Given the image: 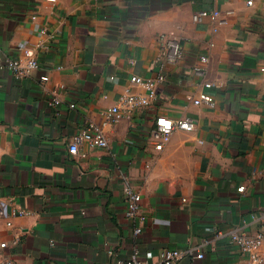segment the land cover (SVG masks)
Wrapping results in <instances>:
<instances>
[{
    "label": "crops",
    "instance_id": "1",
    "mask_svg": "<svg viewBox=\"0 0 264 264\" xmlns=\"http://www.w3.org/2000/svg\"><path fill=\"white\" fill-rule=\"evenodd\" d=\"M247 1L0 0V66L25 64L26 52L39 62L21 80L0 68V242L8 244L0 252L18 264H113L134 248L155 260L165 248L202 244L199 264H264V245L252 260L228 239L234 228L263 227L251 216L264 210V0ZM200 9L227 24L193 22ZM159 35L177 38L181 59L165 66L168 81L150 103L132 109L123 98L147 92L131 78L159 72ZM200 54L212 108L189 99L201 89L191 71ZM112 106L118 123L106 117ZM183 114L194 130H175L155 151L146 140L154 118ZM87 121L108 146L83 141L72 155L68 143ZM125 182L146 214L137 237L124 216Z\"/></svg>",
    "mask_w": 264,
    "mask_h": 264
},
{
    "label": "built area",
    "instance_id": "2",
    "mask_svg": "<svg viewBox=\"0 0 264 264\" xmlns=\"http://www.w3.org/2000/svg\"><path fill=\"white\" fill-rule=\"evenodd\" d=\"M251 0L247 1L250 5ZM210 17L212 20H217L219 24H227V18L219 17L216 10L200 9L192 13L191 20L195 23L202 22L205 18ZM158 42L160 45V65L159 72L153 78H141L133 76L131 80L136 84L142 86L147 95L135 96L128 95L123 98V102L130 106V108H139L146 106L150 103V97H155L158 89L168 81V75L165 73V66L167 64H177L181 59V50L179 41L176 37L159 35ZM39 48H47L41 43L37 44ZM27 62L21 64L17 61L8 60L0 68H8L15 79L21 80L26 77L31 70L39 66L38 59L32 52L25 53ZM207 63L208 57L204 54L198 55L196 60L193 62L191 71L194 75L201 78L200 86L201 89L196 94L189 96L190 102L195 105H204L209 108L215 106L214 94L211 91L213 83L206 78L207 74ZM59 101L58 95H54L49 104L54 106ZM70 106H74L70 104ZM106 117L112 123H118L122 114L118 106H112L106 112ZM131 127L134 126V120L131 122ZM195 128L194 119L187 114H183L178 118H171L164 115H159L154 118L153 126L146 136V140L152 142L155 151H161L168 143L171 134L175 130L192 131ZM2 125L0 124V131ZM88 142L91 146L98 148H106L108 146L107 138L103 130L95 124L93 121H87L84 128H81L79 133L72 137L68 143V150L72 155H76L78 152L79 145L83 142ZM238 191H243V186L237 188ZM123 194L125 198V210L124 216L135 222L132 233L135 237L139 236L142 232V228L146 219V214L143 211L141 205L140 192L128 182H125L123 187ZM14 214L17 216H25L29 214L28 210L23 208H16ZM5 208L0 203V216H5ZM259 216L263 219V227L258 230L255 234H248L240 231V228H234L228 232V239L231 243H234L240 250L241 253L248 254L252 260L258 258V250L264 245V210H260L258 213L253 214L251 218L256 220ZM7 226L11 225L10 221L6 222ZM223 233L216 232L215 237H222ZM19 238H14L12 244H16ZM8 246L6 242H0V250L5 249ZM203 245L189 244L184 248H165L161 250L158 257L152 260L149 254L142 255L137 248H134L130 254L124 258H114L113 264H178L185 257L189 258L193 264H199L204 258V252L202 249ZM0 264H18V262L11 256L0 252Z\"/></svg>",
    "mask_w": 264,
    "mask_h": 264
}]
</instances>
